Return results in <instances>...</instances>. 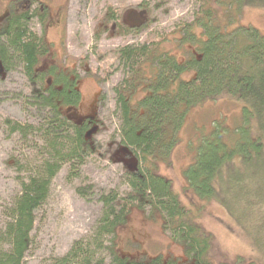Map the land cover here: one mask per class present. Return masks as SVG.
Instances as JSON below:
<instances>
[{"label": "trees", "instance_id": "obj_1", "mask_svg": "<svg viewBox=\"0 0 264 264\" xmlns=\"http://www.w3.org/2000/svg\"><path fill=\"white\" fill-rule=\"evenodd\" d=\"M40 5L34 12L12 7L0 25V73L18 61L24 64L33 85L27 103L42 112L39 128L6 123L24 139L40 136L44 144L38 147L47 154L28 181L21 182V192L8 209L9 220L0 235V243L8 248L0 249V264L25 263L36 211L48 200L53 178L66 164L75 171L85 155L96 151L87 136V116L75 115L83 99L77 69L62 64L47 40L29 29L35 16L44 25L50 16L48 7ZM247 7L263 9L264 0H197L194 20L184 25L183 41L157 33L144 43L113 50L116 65L110 71L115 68L113 73L124 75L114 89L123 120L120 145L136 161L126 169L131 191L122 197L114 191L102 195L104 212L95 236L76 241L65 255L43 264H218L211 255L212 234L192 217L172 182L157 173V164L170 156L175 134L193 108L226 97L241 106L238 123L222 116L210 119L208 133L195 142L184 177L198 199L220 203L264 254V33L239 26ZM119 16L120 10L110 5L103 20L111 24ZM173 42L185 48L184 56L167 48ZM44 57L52 62L41 65ZM78 189L86 194L85 188ZM133 208H150L149 217L162 215L163 228L171 231L185 259L124 253L117 233ZM106 237H111L109 245ZM233 261L224 264H264V255Z\"/></svg>", "mask_w": 264, "mask_h": 264}, {"label": "rangeland", "instance_id": "obj_2", "mask_svg": "<svg viewBox=\"0 0 264 264\" xmlns=\"http://www.w3.org/2000/svg\"><path fill=\"white\" fill-rule=\"evenodd\" d=\"M38 2L0 0V25L16 5L29 7L31 12L42 7L40 3L48 7L50 16L46 24L35 16L29 22V29L47 40L52 53L62 64L77 69L83 99L75 115L77 119L85 115H92L96 119L89 129L97 126V130L89 136L96 151L85 155L83 163L75 171H72L70 164H66L53 178L48 200L36 211L33 244L24 264L52 262L54 258L65 255L76 241L94 237L104 212L101 196L114 191L122 197L131 191L125 164L133 158L120 151L123 120L114 92L124 75L122 72L113 73L115 68L110 71L112 65H116L113 50L130 43H144L157 33L174 36L176 43L181 42L186 36L184 25L192 23L198 9L197 0ZM65 2L66 12L61 21L55 14ZM110 5L120 12L130 9L129 13H135L138 18L143 14L135 8L146 6L150 13L147 10L149 22L145 25V17H141L140 27L131 36L112 35L111 28L103 32L101 24ZM239 26H251L264 33V8L244 9ZM167 48L177 50L180 57L185 54V48L182 49L180 44L176 46L173 42L167 44ZM49 62H52L50 57L41 59L43 66ZM13 65L10 71L0 73V235L9 220L8 209L21 192V182L28 181L47 156L45 150L38 147L44 144L40 136L31 135L24 139L20 134L11 132L6 123L32 124L38 128L42 125L39 121L42 112L27 103L33 85L24 64L18 61ZM240 107L234 99L226 97L202 108H193L186 116L183 127L175 134L170 156L157 164V173L172 182L174 191L192 217L212 234L211 255L218 264L232 263L238 257L253 259L264 254L253 246L220 203L205 202L192 193L187 186L184 170L193 159L198 136L208 133L205 129L210 126V119L222 116L227 122L237 124ZM72 172L78 175H72ZM78 188H85L86 194H80ZM150 211V208L132 209L127 222L118 229L117 243L120 249L134 258L162 255L167 259L184 260L180 244L174 241L170 230L163 228L162 215L149 217ZM110 238L106 237V245H109ZM2 248L8 247L0 243ZM101 253L108 257L107 251Z\"/></svg>", "mask_w": 264, "mask_h": 264}, {"label": "flooded vegetation", "instance_id": "obj_3", "mask_svg": "<svg viewBox=\"0 0 264 264\" xmlns=\"http://www.w3.org/2000/svg\"><path fill=\"white\" fill-rule=\"evenodd\" d=\"M65 4H66V2L61 6L62 8H59L56 11V14H55V16L60 18V20H62L64 14L66 12V9L64 8V7H66ZM145 7L146 6H141V7H139V9L138 8H135V9H137L136 11H140L141 14H143L141 17H145V20H146L145 25H146V24H148L149 20H148L147 13H146L148 9L145 8ZM60 9L62 10V12L60 11ZM129 11H130V9L127 10V11L120 12L119 21L116 20L113 23H111L112 24L111 27L109 26L111 24H107L105 22V20H103L104 22L101 24V28H102L103 32H108L109 28H111L110 32H111L112 35H115V36L116 35H121V36H124V37L125 36H131L132 33H134V31L137 30L138 27H140L139 24L141 23L140 21L142 19H140L141 17L138 18L135 13H129ZM148 13H149V10H148ZM127 30H129V32H132V33L127 35L126 34ZM79 84H80V78H79ZM79 88H80V85H79ZM86 116H87V119H88V122H89V126L92 125L93 124L92 115H86Z\"/></svg>", "mask_w": 264, "mask_h": 264}, {"label": "water", "instance_id": "obj_4", "mask_svg": "<svg viewBox=\"0 0 264 264\" xmlns=\"http://www.w3.org/2000/svg\"><path fill=\"white\" fill-rule=\"evenodd\" d=\"M96 131L95 129L94 130H91V132L88 133V135H91L92 132ZM123 154H131L132 153L130 152V150L127 148V147H122V149L120 150ZM134 158V157H133ZM136 163L135 159H132V165H134Z\"/></svg>", "mask_w": 264, "mask_h": 264}]
</instances>
